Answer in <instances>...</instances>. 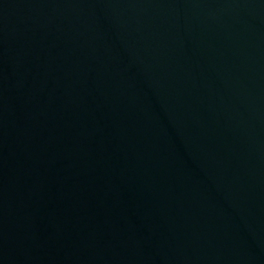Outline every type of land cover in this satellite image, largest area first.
<instances>
[{"label":"water","instance_id":"95a60500","mask_svg":"<svg viewBox=\"0 0 264 264\" xmlns=\"http://www.w3.org/2000/svg\"><path fill=\"white\" fill-rule=\"evenodd\" d=\"M0 264H264V0H0Z\"/></svg>","mask_w":264,"mask_h":264}]
</instances>
